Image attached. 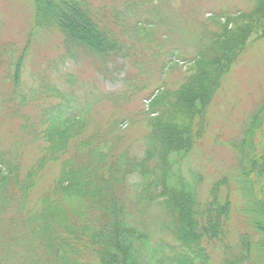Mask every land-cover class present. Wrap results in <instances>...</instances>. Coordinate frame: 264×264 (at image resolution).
I'll list each match as a JSON object with an SVG mask.
<instances>
[{"label":"trees","instance_id":"obj_1","mask_svg":"<svg viewBox=\"0 0 264 264\" xmlns=\"http://www.w3.org/2000/svg\"><path fill=\"white\" fill-rule=\"evenodd\" d=\"M117 1L102 0L94 6L93 0H31L30 33L34 31L35 37L27 33L25 44L18 47L8 41L0 45L3 79L8 82L1 81L7 92L1 99L5 114L0 125H7L13 113L23 119L17 133L10 135L12 148L0 150V264H210L209 248L222 243L218 264H264V94L238 135L229 139L232 162L202 200L192 177L180 174L183 160L206 130L204 117L218 87L215 79L221 75L216 71L220 67L226 72L245 45L236 20L261 14L264 0H254L253 9L238 15L232 29L214 22L217 32L209 37L205 29L198 33L194 73L174 90L175 95L166 89L150 96L147 113L153 115L147 116L140 157L130 155L114 121L107 122L101 134L96 130L90 134L85 107L62 117L51 113L57 103L34 104L35 117L22 112L31 103L33 89L22 86L21 70L40 31L57 32L72 56L88 50L99 57L120 53L128 57L137 41L146 46L153 40L145 23L140 25L146 18L134 23L139 25L135 31L127 29L128 18L153 2L157 18L153 12L149 16L168 40L171 0H120V8ZM101 18L118 31L105 28ZM250 27L255 33L256 26ZM178 42L171 50L181 48ZM45 90L44 97H60L57 90ZM60 98L59 105L64 96ZM75 112L79 115L72 117ZM43 121L49 125L44 127ZM32 142L38 143L39 155L22 171L24 145ZM55 162L58 172L50 189L35 197L44 170ZM134 173L141 175L139 183L125 186ZM153 186L159 187L155 196ZM127 189H132L130 194ZM152 198H161L160 214L154 216L147 211ZM236 200L241 201L246 227L233 245L226 225ZM153 223L160 235L156 242ZM164 233L171 234L173 245L166 243Z\"/></svg>","mask_w":264,"mask_h":264},{"label":"rangeland","instance_id":"obj_2","mask_svg":"<svg viewBox=\"0 0 264 264\" xmlns=\"http://www.w3.org/2000/svg\"><path fill=\"white\" fill-rule=\"evenodd\" d=\"M100 1L102 0H93V5L98 6ZM253 1L171 0L167 10L169 19L172 20L168 40L164 29L155 28L157 21L150 18L151 12L157 18V13L152 8L153 2L151 5H145V8H140L128 18L127 29L135 31L139 25L134 26V23H138V19L141 21V18H146L147 20L144 19L140 25L145 23L146 28L151 30L153 40L147 42L146 46L145 43L137 41L139 43L131 49L128 57L125 53L99 57L90 51L87 52L88 50H78V53L72 56L66 51L65 41L59 38L57 32L44 34L37 31L40 34H36L35 43H32L31 52L21 70L22 86L33 89L28 98L31 103L28 104L27 110L22 112H32V116L35 117L37 109L33 107L34 104L39 106V103L42 105L57 103L54 112H50L62 117L85 107L86 113H89L87 119L90 134L95 133V130L98 135L101 134L107 122L114 121L124 135V145L128 146L130 155L140 157L144 148L142 139L148 132L147 116L153 115L147 113L149 99L166 89L172 90L175 95L174 90L185 84L195 71L192 63L193 53L199 47L196 40L198 33L205 29V35L209 37V34L217 32L215 24H225L227 29H232L238 15L253 9ZM121 2L118 0L116 6L122 7ZM32 11L31 0H0V45L8 41L18 47L25 44L27 33L35 37L34 31L30 33L33 29ZM212 18L214 19L210 21ZM227 18L231 21H227ZM101 19L102 21H99L105 28L118 31L114 30L116 26L106 18ZM236 21H238L236 24H241L240 37L244 35L245 45L226 72L220 67L216 71V74L221 75L220 79H215L218 81V87L204 117V123L207 122L206 130L204 129L201 139L195 143L194 150L180 166V174L184 178L191 180L192 177L200 200L206 196L205 191L221 174L222 169H226L232 162L233 151L227 143L229 139H234L238 135L244 119L264 94V6L261 14L245 18L242 22ZM149 22L153 26H148ZM251 25L256 26L255 33ZM248 35L249 37L245 39ZM178 40L182 43L181 48L171 50L170 46L180 44ZM205 41L204 39L202 44ZM2 66L0 65V119H3L5 114L1 99L7 92V84H2L1 81L8 83L3 79L6 75ZM46 88L57 90L60 97L64 96L61 105L58 103L62 99L58 96L44 97ZM30 109L32 111H29ZM77 115L79 113L75 112L72 117ZM22 120L20 114L13 113L7 125H0L1 151H9L12 148L10 135L17 133ZM42 123L44 127L49 125L44 121ZM24 134L30 137L27 133ZM31 144L33 145H24L25 149L21 155L22 171L31 164L36 155H39L38 143ZM57 172L58 162L50 163L46 167L33 191L35 197L50 189ZM141 178V175L134 173L126 179L124 185L139 183ZM151 189L152 195L155 196L159 187L153 186ZM131 191H128L129 194ZM160 200L161 198H152L151 206L147 209L152 216L160 214ZM235 203L238 207L236 206L229 224L226 225V236L233 245L237 243L240 233L244 230L243 216H246L241 209L239 210L241 201L236 200ZM153 226L152 229L156 231V224L153 223ZM163 237L161 238L165 239L167 244L175 243L170 233H164ZM154 238L153 242L159 240L158 231L154 232ZM214 246L209 248L210 264L219 263L218 259L223 255L225 243L216 245L217 249Z\"/></svg>","mask_w":264,"mask_h":264}]
</instances>
